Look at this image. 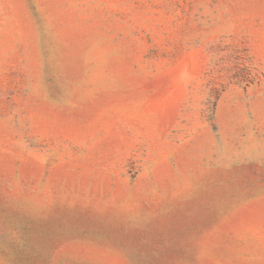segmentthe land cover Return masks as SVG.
Returning a JSON list of instances; mask_svg holds the SVG:
<instances>
[{
	"label": "rangeland",
	"instance_id": "1",
	"mask_svg": "<svg viewBox=\"0 0 264 264\" xmlns=\"http://www.w3.org/2000/svg\"><path fill=\"white\" fill-rule=\"evenodd\" d=\"M0 264H264V0H0Z\"/></svg>",
	"mask_w": 264,
	"mask_h": 264
}]
</instances>
